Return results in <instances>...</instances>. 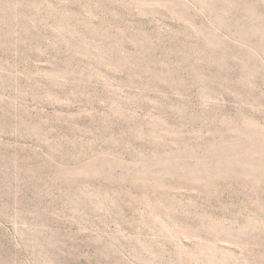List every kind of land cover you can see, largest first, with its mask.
Returning a JSON list of instances; mask_svg holds the SVG:
<instances>
[{"label":"rangeland","instance_id":"374dc122","mask_svg":"<svg viewBox=\"0 0 264 264\" xmlns=\"http://www.w3.org/2000/svg\"><path fill=\"white\" fill-rule=\"evenodd\" d=\"M0 264H264V0H0Z\"/></svg>","mask_w":264,"mask_h":264}]
</instances>
